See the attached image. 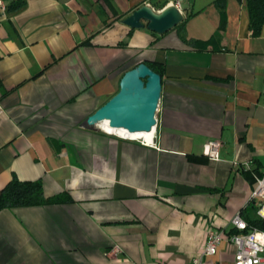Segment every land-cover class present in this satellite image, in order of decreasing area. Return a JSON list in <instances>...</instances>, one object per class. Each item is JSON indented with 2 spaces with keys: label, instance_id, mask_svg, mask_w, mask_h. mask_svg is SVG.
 Instances as JSON below:
<instances>
[{
  "label": "crops",
  "instance_id": "crops-1",
  "mask_svg": "<svg viewBox=\"0 0 264 264\" xmlns=\"http://www.w3.org/2000/svg\"><path fill=\"white\" fill-rule=\"evenodd\" d=\"M1 1L0 190L15 175L71 200L0 209V264H189L209 228L203 264H234L231 218L257 216L264 169V24L245 0H224L220 31L219 0H179L191 14L162 33L123 19L176 0ZM141 61L162 75L152 143L82 127Z\"/></svg>",
  "mask_w": 264,
  "mask_h": 264
},
{
  "label": "water",
  "instance_id": "water-1",
  "mask_svg": "<svg viewBox=\"0 0 264 264\" xmlns=\"http://www.w3.org/2000/svg\"><path fill=\"white\" fill-rule=\"evenodd\" d=\"M184 18L181 9L168 3L154 9L143 3L133 9L123 22L131 27H143L162 33ZM162 90V75L144 61L125 70L119 80L118 90L88 114L82 127L101 130L107 120L110 127L124 128L129 132L150 131L157 123L156 111Z\"/></svg>",
  "mask_w": 264,
  "mask_h": 264
},
{
  "label": "built area",
  "instance_id": "built-area-1",
  "mask_svg": "<svg viewBox=\"0 0 264 264\" xmlns=\"http://www.w3.org/2000/svg\"><path fill=\"white\" fill-rule=\"evenodd\" d=\"M176 6L181 7L179 0L174 2ZM0 5L3 8L4 4L0 0ZM264 78V76H263ZM262 105L264 107V88L262 90ZM2 106L0 104V111ZM114 134L121 138L137 140L141 143H152L145 141L140 137H132L127 135H120L117 133L105 131ZM219 141L215 139L207 140L203 145V152L211 158L218 157ZM245 166L250 168V162H246ZM251 197L259 199V206L257 208V215L264 219V169L259 175L255 176L254 186L251 191ZM231 224L237 230L229 235V240L235 245L234 264H258L264 262V229L258 227H250L246 231L247 222L236 212L231 218ZM223 236V231L209 228L206 234V240L200 255L195 256L189 264H203V255H211L216 253L217 245Z\"/></svg>",
  "mask_w": 264,
  "mask_h": 264
},
{
  "label": "trees",
  "instance_id": "trees-1",
  "mask_svg": "<svg viewBox=\"0 0 264 264\" xmlns=\"http://www.w3.org/2000/svg\"><path fill=\"white\" fill-rule=\"evenodd\" d=\"M245 2L249 18V27L253 34H257L260 32V28L264 24V0H245ZM217 5L220 13V20L218 25V30L220 31L224 28L226 21L224 0H219L217 2ZM190 14H188L187 16H189ZM187 16L175 26L180 27L181 25H183ZM182 38L185 40V36H182ZM212 39L213 38L205 41H197L195 43L199 48H203ZM155 64L157 63L154 62L150 63L149 65L161 74V70ZM259 174L260 172H258V174H254V178ZM69 200H71V198L66 191L56 195L46 196L44 194L43 185L40 180H22L15 175H13L11 179L0 190V209L20 205H37L66 202ZM246 222L247 227L244 229V231H246L250 227H258L260 229H264V219L258 215L247 219Z\"/></svg>",
  "mask_w": 264,
  "mask_h": 264
},
{
  "label": "bare ground",
  "instance_id": "bare-ground-1",
  "mask_svg": "<svg viewBox=\"0 0 264 264\" xmlns=\"http://www.w3.org/2000/svg\"><path fill=\"white\" fill-rule=\"evenodd\" d=\"M107 121V120H104ZM103 130L117 133L120 135H127V136H132V137H140L143 138L145 141H151L153 137V132L154 128H152L150 131H134V132H129L124 128H116V127H110L103 125Z\"/></svg>",
  "mask_w": 264,
  "mask_h": 264
}]
</instances>
